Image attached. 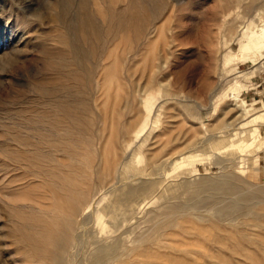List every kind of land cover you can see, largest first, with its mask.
Here are the masks:
<instances>
[{
  "label": "rangeland",
  "instance_id": "obj_1",
  "mask_svg": "<svg viewBox=\"0 0 264 264\" xmlns=\"http://www.w3.org/2000/svg\"><path fill=\"white\" fill-rule=\"evenodd\" d=\"M53 1L0 0V264H21L20 260L24 258L14 242L12 231V227L17 222L16 212L19 210L27 217L28 221L33 211L27 209V206H34L33 208L36 209L52 207L49 199L44 198L45 195L43 196V194L49 193L47 180L43 178V173L52 171L56 161L69 158L62 146L65 140H58L57 132L59 130L56 131L57 127L53 125L58 117H55L56 115L63 111L68 113V111L64 108L52 107L51 103L58 96L57 93L44 94L34 85L37 80L46 76H50L54 83L56 81L57 84L54 85L70 81L71 89L79 90L80 88L85 94L86 102H88V108L86 107L88 111H84L86 114L84 112V114L73 113V116L70 114L68 118L64 116L66 121L63 124L69 125L70 129L77 132L78 139L88 136V133L89 135L91 133V137L93 136L91 141L94 145L87 147L97 152L100 150L102 161L98 176L93 173L92 168H89V172L92 171L91 180L99 178V185L103 184L104 186L109 181H106L105 178V170L108 169L109 163L105 164L104 155L109 152L107 153L108 157L113 156L112 144L109 143V140H112L117 134L120 135L129 127V133L122 138H126L128 141L126 143L130 144L131 141L132 144L135 140V132L142 130L143 122L146 119L145 105L150 103L149 106L154 109V112L151 113L152 116L155 118L158 114L159 119L148 123L144 131L141 132L142 136L148 135L147 141L141 144V150L144 155L153 152L156 156H160L156 157L160 162L155 164L147 162L144 166L145 172H130V175L143 176L144 179L145 177L146 179L149 177L158 179L162 181L163 187L169 184L182 186L185 182L188 187L179 189L180 191L177 189L171 192L170 190L168 194L163 195V198H172L176 204L181 206L182 210L185 206L193 205L189 217L201 224L198 227H191L183 223L173 225L172 228L167 226L164 235L159 236L161 241L159 244L153 245V248L161 250V252L187 257V260L193 264H200L202 259L207 263L217 264L215 260L204 256V253L207 252L205 245L209 249L214 248L203 233V226H210L211 223L198 220L196 215L211 212L208 202L215 203L217 201L216 206H218L224 204L225 201L220 199L221 193H212L205 188L194 190V184L206 178L222 179L228 173L229 167L234 168V166L237 173L244 177L248 175L264 177V147H262L264 146L262 141L264 139V36L259 32V27H264V20L258 15L259 10L264 9V0H183L181 6L186 5L184 10L185 13H188L180 20H177L175 13H172L173 16L171 15L170 8L173 6L176 8V1L165 0L170 12L167 10L155 24L132 25L124 32L121 30L123 33L119 32L121 28H116L112 33V39L111 37L106 39L107 33L102 31L103 40L88 32L89 29L88 31L84 30L82 35H84L85 44H82V47H88L90 55L87 56L88 60L80 64L78 60L72 58L71 45L62 35L63 27L60 26L52 10L51 3ZM110 1L82 0L85 4L80 11L82 17L85 19L86 16L87 19L93 17L96 21L99 20L107 25L110 7H119L127 3V0ZM76 4H78V0H76ZM50 8L52 11L49 10ZM214 11L220 15L218 21L207 18L200 24L192 25L193 21L187 19L193 14ZM69 12L68 10L67 16L69 15L70 18L71 12ZM102 14L103 16H101ZM191 25L194 29L190 33L187 27ZM204 28L209 30L206 33L208 38L206 37L207 39L204 40L205 44L200 40ZM113 38L117 41L115 42ZM119 38L122 40L118 41ZM207 42L211 46L209 44L208 47ZM110 47L111 49H109ZM58 49L66 51V56H47L49 51L53 52ZM44 62H47L46 67ZM108 62H112L113 67L111 68L117 69V72L114 70L118 73L113 79L114 81L104 78L103 69H106ZM115 62L121 63L119 65ZM75 63L78 64V67ZM160 64H164V66ZM72 65L85 76L80 80L82 82L77 81L79 84L65 76V73L77 70L74 67L73 69ZM154 67L156 69L152 70ZM142 78L143 80H140ZM119 80L123 81L122 84ZM102 87L105 91L102 90ZM110 87L111 89L108 91ZM106 91L110 92L109 94L107 92V97L105 96ZM49 96L51 97L49 98ZM40 98L41 100H39ZM160 101L162 104L160 103L161 105L158 106ZM133 106L134 108H132ZM139 109L141 110L139 111ZM103 115H105L106 121ZM27 117L28 119H26ZM135 118L136 120H134ZM67 121L68 123H66ZM229 133H233V135ZM57 142H60L59 146ZM252 144H257V146L253 147ZM233 146L237 147L233 148ZM158 147L159 149H157ZM240 147L242 148L240 149ZM235 150H238L237 153ZM33 151L38 157L31 154ZM123 151V156H125L128 152L126 145ZM159 152L162 153V156ZM82 153L84 156L92 154V161L95 162L96 158L93 152L84 150ZM21 154H25L26 157ZM47 154L50 156L48 168L43 163L44 160L41 161L42 157ZM228 158H236L235 161L240 163L236 162L229 166ZM218 159L225 162L226 167L217 163ZM177 164L179 165L176 166ZM122 192V188L120 190L115 188L104 195L102 203L106 205L109 213L105 218L107 229L118 227L120 230L128 226V236L133 238L137 236L141 227H145V224L136 225L137 221L133 216L134 209H137L138 206L132 207L129 200L122 196ZM40 199L41 201H39ZM22 210L26 211L22 212ZM161 210L164 212L165 207L162 206ZM89 226L90 229H95V234L100 230V226L93 222H90ZM130 244L128 243V245ZM165 245L168 247H164ZM248 247L259 253L264 259L263 248L252 245H248ZM71 253L73 254V252ZM197 256L202 259H197ZM133 259L143 258L133 257Z\"/></svg>",
  "mask_w": 264,
  "mask_h": 264
},
{
  "label": "bare ground",
  "instance_id": "obj_2",
  "mask_svg": "<svg viewBox=\"0 0 264 264\" xmlns=\"http://www.w3.org/2000/svg\"><path fill=\"white\" fill-rule=\"evenodd\" d=\"M175 1H176V8H174L175 6L170 8L171 9V15L173 16V14L175 13L174 15L176 16L177 20H180L182 17H185V14H187L188 12L185 13V10H184L185 9L184 7L186 5L181 6V3L183 2V0H175ZM255 1H253V2H255ZM108 3H109V1H108ZM167 4L168 3L165 0H127V3H125L124 5H121L119 7H115V6L110 7V9L108 10L109 19L107 21V25L103 24L99 20L96 21L93 17H90L88 19H87V16H86V19L84 17H82L80 11H81V8L83 6H85V4H84V2H82V0H80V3L78 0V4H76V0H54L51 3V6H52L53 13H54L56 19L58 20L60 26L63 27V33H62L63 37L66 38L67 41L69 42V44L71 45L70 46L71 50L70 49L69 50H70V53H72V55L74 56V57L72 56V58L74 60H78L79 64H80L83 61L88 60L89 58L87 56L90 55L87 44H86L87 48H85L84 46L82 47V44H85V42L83 41L84 35H82V33L85 32L84 30L88 31V29H89L88 32H91L93 35L95 34V36H97L98 39H102V40L104 39V37L101 36V32L105 31L107 33L105 38L108 39L112 36V33L116 28H121V29H119V32H122V31L124 32L129 27H131L132 25H139V26L143 25L144 26L147 23L155 24L159 20V18L168 10ZM49 10L52 11L51 8ZM68 10L71 12V13L69 12L71 15L70 18H69V15L67 16ZM173 10H174V12H173ZM168 11L170 12V10H168ZM47 12H49V11H47ZM104 12H102V13H104ZM40 14H42V13H40ZM45 14H43V15H45ZM258 15L261 17V19L264 20V9L259 10ZM101 16H103V14ZM104 16H107V15L104 14ZM219 16H220L219 13L217 11H214L211 13L208 12V13H201V14H193V15H190L189 18H187V19H191L194 22V24L192 22V25H195L196 23H199V24L202 23L207 18L212 19L214 21H218ZM98 19H100V18H98ZM43 23H45V22H43ZM45 24H47V23H45ZM48 25H50V24H48ZM192 25L190 27H187V30L190 33L194 29V27ZM164 26H165V24H164ZM241 26L244 27L243 25H241ZM208 31H209L208 28H204L202 30V33L200 35L201 43L206 42L204 40L208 38L207 34H206ZM259 32L264 36V27L260 26ZM237 33H239V32H237ZM122 36H120V37L122 38ZM85 37H87V36H85ZM112 37H111V39H112ZM121 38H119L118 41H120ZM131 38H132V35H131ZM114 41H115V39H114ZM92 42H94V41H92ZM208 42H207V46L210 44V43L208 44ZM127 43H129V42H127ZM91 44H93V43H91ZM121 44H123V43H121ZM153 44H154V42H153ZM111 46H112V44H111ZM210 46H211V44H210ZM58 48H60V47H58ZM92 48H94V47H92ZM117 48H118V46H117ZM120 48L122 50V47H120ZM123 48H124V46H123ZM126 48H127V45H126ZM141 48H142V46H141ZM43 49H46V48H43ZM109 49H111V47ZM106 50H107V48H106ZM124 50H127V49H124ZM97 51H99V50H97ZM118 51H119V49H118ZM114 53H115V51H114ZM66 54H67V52L64 51L63 49H58L57 51L55 50L53 52L49 51L47 56L48 55H60V56L65 57ZM68 55H69V53H68ZM113 55H115V54H113ZM127 55H128V53H127ZM135 55H136V53H135ZM156 55H157V53H156ZM111 56H112V54H111ZM147 56H146V58H147ZM96 57H94V58H96ZM117 58H118V56H117ZM117 60L119 61V59H117ZM106 61H107V59H106ZM47 62H44V66H45V64L47 66ZM94 63H96V62H94ZM111 63H109L108 65L106 64L108 68L105 67L106 69L105 70L103 69L104 73L102 72V70H101V72L104 74V78H107V79L109 78V79L113 80L116 78V75H118V73H116L117 69L115 70L114 68H111V67H113L111 65ZM120 63H116V64L120 65ZM60 64H62V63H60ZM60 64H58V67H60L59 66ZM76 64L77 63H75V65ZM133 64H134V62H133ZM62 65L64 66V64H62ZM136 65H138V64H136ZM162 65L164 66V64H162ZM69 66L71 67V65H69ZM69 66H67V67H69ZM70 67H69V69H72L74 66L72 65V68H70ZM76 67H78V64ZM76 67H74V68H76ZM80 67L81 66H79V68ZM87 69H89V68H87ZM154 69H156V67H154L152 70H154ZM78 71H79L78 69L73 70L72 72H69V73L67 72V73H65L66 75L65 74L64 75L68 79L75 80L76 83L79 84L77 81L82 80L83 77H85V76L82 74V72L79 73ZM136 71H137V68H136ZM151 72H153V71H151ZM43 73H45V72H43ZM85 73L87 74V71ZM101 75H99V76H101ZM133 75H134V73H133ZM126 76H127V74H126ZM143 76H141V77H143ZM55 77H53V78H55ZM64 79L66 80V78H64ZM95 80H96V78H95ZM140 80H143V78ZM66 81H68V80H66ZM108 81H105V82L108 83ZM119 81L122 84L123 81H121V80H119ZM69 82H65L63 84L61 83L60 85H54L56 83V81L54 83V81L50 78V76L49 77L46 76L40 80H37L34 83V85L37 88H39L42 91V93H44V94H52V93L58 94V96L56 95L57 97L53 99L54 101L53 102L51 101L52 107L55 106V108L56 107L64 108L65 110L68 111V113H66L64 111L61 112V114L63 116L60 113L59 114L57 113L58 115H56L55 117H57V116L58 117L55 119V123H53V122L52 123L55 127H57L56 131L59 130L57 132L58 140H60V139L65 140V141L63 140L64 142H63L62 146L64 147L65 153L67 156H69V158L67 160L66 159H60V160L56 161L54 164V169L52 171H47V173L46 172L43 173V178L47 180L46 182L48 184V189H49L48 190L49 193L47 195L43 194V196L45 195L44 198L49 199L52 207L41 209L40 208L41 206H40L39 207L40 209H36V208H33L34 206L33 207L27 206V209H31L33 211L31 216L29 215L30 218L28 219V221H31V222H28L26 219L27 217L24 216L21 212H19V210H17V212H16L17 222L14 225V227H12L13 228L12 231H13L14 242L19 249V253H21V255L24 258V259L20 260L21 264H193L192 262L187 260V257L181 256V255L171 254L168 252H166V253L161 252V250L158 251V250H154V248H153V245L159 244V241H161L159 239V236L166 231L167 226H170L172 228L173 225L180 224V223H183L184 225L185 224L189 225L191 227H198V225H201V224L197 223V221H195L189 217L190 210L194 207L193 205L185 206L186 209L184 208V210H182L181 206L179 204H176L172 200V198H166V197L163 198V195L166 193L168 194V191L171 190V192H172V190L184 189V188L188 187L187 184L185 182H183L182 186H178L175 184H169V185L163 187L162 181H159L158 179H152L150 177L149 178L147 177L148 179H146V177H145V179H144V178H142L143 176L138 177V176L130 175V172H145L144 166L146 165L147 162L155 164V163H158V161H159V160H157L156 157H160V156H156V154H154L153 152L150 154L148 153V154L144 155L142 150H141V144L145 143L148 139V135L142 136L143 134H141V132L144 131L145 126H147L148 123H150L151 121H158L159 115L157 114V116L154 118L151 114L152 112H154V109L149 106L150 103H147L145 105V110H146L147 115H146V119L143 122L142 130L135 132L136 133L135 140H133L132 144H131L130 140H129L130 141V144H129V143H126V142H128L126 140V138H122L123 136L126 137L125 134L129 133V127L126 128L124 131H122L120 135L117 134L114 137L112 136L113 138H112V140H109V143L112 144L113 156L108 157L109 154H107V153H109V152L106 153L107 155L104 154L105 155V164L107 165V163H109V167L106 166L108 169L105 170L106 171L105 178H106V181L107 180H109V181H108V184H106L104 186H103V184L99 185V183H100L99 178H97V179L95 178L94 180H91L92 171L89 172V168H92L93 173H95V175L98 176L99 167H100L101 161H102V155H101V153H99L100 150H98V152H97V151H93V150H91V148L87 147L89 145H91V146L94 145L91 141L93 136L91 137L90 136L91 133L89 135V133H88L89 131H88L87 132L88 136H85L84 138L78 139L77 132L70 129L68 127L69 125L67 126L65 124L66 125L65 126L63 124V122L66 121L64 116L68 118V116L70 114L72 115L73 113L84 114L85 113L84 111L87 110V108H88L87 107L88 102H86V99L84 96L85 94L83 93V91H81L80 88H79V90L74 89L75 90L74 91L73 89H71L72 88V87H70L71 83H69ZM80 82H82V81H80ZM112 82H110V84H112ZM163 83H165V82H163ZM92 84H94V83H92ZM101 84L103 85V83H101ZM137 84H139V82ZM149 84H150V82L148 83V85ZM72 85H73V83H72ZM80 85H81V83H80ZM107 85H109V84H107ZM103 87L105 88V86H103ZM33 88H35V87H33ZM104 88L102 89L103 91H105ZM110 89H111V87L108 88V91ZM118 90H117V92H119ZM108 91H106L105 96L107 95ZM125 92H127V91H125ZM142 92H140V93L142 94ZM98 93H99V91H98ZM109 93L110 92H108V94ZM110 95H112V94H110ZM43 97L45 98V96H43ZM50 97L51 96H49V98ZM39 100H41V98ZM108 102H109V100H108ZM33 103H35V101ZM160 103H161V101L157 105L160 106L162 104V103L161 104ZM41 104H43V103H41ZM109 104L111 105V102ZM132 108H134V106ZM42 109H41V111H43ZM99 109H101V108L99 107ZM107 109H108V107H107ZM130 110H132V109H130ZM140 110L141 109H139V111ZM93 111H94V109H93ZM119 111H121V110H119ZM124 112H122V113H124ZM37 113H35V114H37ZM39 114H40V112H39ZM89 115H91V114H89ZM97 115H99V114H97ZM42 116H46V115H42ZM103 116L105 117V115H103ZM118 117H117V119H119ZM53 118H54V116H53ZM142 118H143V115H142ZM142 118H140V119H142ZM26 119H28V117ZM134 120H136V118ZM105 121H106V117H105ZM66 123H68V121ZM96 125H98V124H96ZM49 126H50V124H49ZM84 126H86V125H84ZM136 126H138V125H136ZM73 127H75V126H73ZM122 128L124 129V127H122ZM105 129H108V128H105ZM233 130H234V128H233ZM12 131H13V129H12ZM134 131H135V129H134ZM107 134H108V132H107ZM229 134H231V133H229ZM231 135H233V133ZM249 135H252V133H249ZM241 136H246V135H241ZM208 140H209V138H208ZM236 140H238V139H236ZM228 141L230 142V140H228ZM262 141L264 143V139H262ZM27 143H28V141H27ZM124 144L126 145V149L128 151L125 156H123L124 153H122L123 148H125ZM170 144H172V143H170ZM226 144H228V143L226 142ZM59 145H60V142L58 143V146ZM252 145H253V147H255V145L257 146V144H252ZM155 146H157V145H155ZM222 146H223V144H222ZM159 147L157 149H159ZM236 147L233 146V148H236ZM262 147H264V146H262ZM241 148L242 147H240V149ZM84 150H88L90 152H93V154L95 155V158H96L95 162L92 161V154L88 155V156H86V155L84 156V154L82 153ZM237 151H236V153H237ZM253 151H254V149H253ZM240 152H242V151H240ZM159 153H161V152H159ZM243 153H245V152H243ZM31 154L35 157H38L35 151L31 152ZM238 154H239V152H238ZM21 155L25 156V154L24 155L21 154ZM90 156H91V158H90ZM161 156H162V153H161ZM49 157L50 156L47 154V156L44 155L41 159V161L44 160L43 163L46 164L45 166H47V168H48V165L50 166ZM236 158H238V157H236ZM236 158L235 159H233V158L229 159L228 158V160H227L228 165L232 166L233 164L238 162V161H235ZM51 161H53V160H51ZM90 161H91V163H89ZM217 163L222 164L224 167H226L225 166L226 163L222 162L220 159L217 160ZM238 163H240V162H238ZM244 164H246V163H244ZM40 165H41V163H40ZM178 165L179 164H177L176 166H178ZM23 168H24V166H23ZM234 168H235V166H234ZM234 168L229 167L228 173L222 179L212 180V179L206 178V179L200 180L197 183L194 182L195 183L194 184V190H198L200 188H205L212 193H221L220 199H223L225 201L224 204L218 205V206H216L217 201L215 203L214 202L213 203L208 202L209 210L211 212L208 211L207 214L196 215L198 220L211 223L210 226H207V227L203 226L204 227L203 233H204V236L211 242V245H213L214 248L211 247V249H209L205 245L207 252L204 253V256L207 258L215 260V262L217 264H264V259L260 256V254L257 253L256 251L252 250V248L248 247V245H252V246H257V247L264 249V177H256V176H252V175H248V176L244 177L240 173H237V171ZM42 169H44V167H42ZM246 169H247V167H246ZM257 170H259V169H257ZM116 174H117V176H116ZM238 174H240L241 176ZM113 180H115V181H113ZM45 186L47 187V185H45ZM115 188H116V190H120V188H122V190H123L122 196L125 199L129 200L132 207L135 208L138 206V208H137L138 211H137V209H134L135 214H134L133 218H135L137 221L136 225L145 224V227L144 228L139 227L140 230L137 232L138 234L136 237L130 238L128 236V229H127L128 226L126 227L125 225H124L125 228H121L120 230L118 227L115 229L112 227L110 229H107V221L105 218L107 217V215H109V213L107 211L106 205L102 203V200L104 199L105 194H108L109 192H111ZM34 189H35V186H34ZM188 191L190 192L191 190H188ZM41 194H42V192H41ZM237 195H238V197H237ZM41 199H42V197H41ZM41 199L39 201H41ZM31 202L33 203V199ZM37 203H35V205ZM119 205H118V207H119ZM43 206H44V204H43ZM162 206L165 207L164 212L161 210ZM23 207L26 208V206H23ZM115 208H117V207H115ZM24 211H26V210H24ZM24 211L22 210V212H24ZM90 222H93L94 224H97L100 226V230L96 234L94 233V230H95L94 228L90 229V226H89ZM93 227H94V225H93ZM170 232H171V230H170ZM238 234L240 237L238 236ZM90 237H92V240H90ZM127 242L131 243V244L128 245ZM166 246L167 245H165L164 247H166ZM159 247H161V246H159ZM175 249H176V247H175ZM71 252H73V254ZM133 257H139V258H143V259H133ZM145 258H148V259H145ZM199 258L202 259L200 256H197V259H199ZM134 261H135V263H134ZM200 264H210V263H207L202 259Z\"/></svg>",
  "mask_w": 264,
  "mask_h": 264
}]
</instances>
